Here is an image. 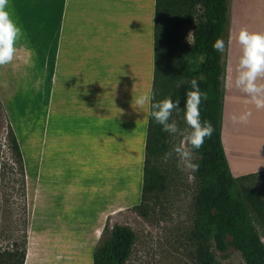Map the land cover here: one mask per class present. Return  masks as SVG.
I'll list each match as a JSON object with an SVG mask.
<instances>
[{
	"label": "rangeland",
	"instance_id": "rangeland-1",
	"mask_svg": "<svg viewBox=\"0 0 264 264\" xmlns=\"http://www.w3.org/2000/svg\"><path fill=\"white\" fill-rule=\"evenodd\" d=\"M39 1L9 0L13 19L26 34V40L17 43L13 61L0 66V264L6 253H19L22 249L26 257L23 264H93V251L115 224L128 226L135 235L126 264H197L191 231L200 184L198 177L196 172L180 171L175 157L167 163L162 162L164 154L178 143L179 137L166 133L165 147L150 157V166L164 182L162 188L143 201L144 165L138 179H134L135 173L131 175V165L124 172L120 168V172L113 175L115 179L110 180L108 194H103L107 163L97 150L86 155L84 147L86 134L91 135L90 116L80 113L75 117H61L59 122L52 109L44 133L43 106L46 103L40 98L38 89V48L40 32L52 27L53 4L52 0L42 4ZM261 3L264 0L253 1L251 5ZM230 6L231 0L222 38L225 45L221 53L222 81L231 40ZM261 14L252 13L251 16L262 30L264 11ZM246 25L249 26L247 19ZM190 32L189 28L182 41L184 46L192 43ZM20 44L27 46L23 51L31 54L32 67L26 64L25 56L22 57ZM85 50L81 53L90 61L92 46L88 45ZM192 63L187 56L183 57L182 67L190 74L194 70ZM179 71L180 76L175 77L173 83L165 82L163 99L171 98L181 81L191 78L184 75L181 67ZM246 102H250L248 96ZM256 110L257 113L249 110L252 116L248 123H233L231 168L235 172L239 166L248 171L264 166V114L261 115V109ZM173 119L181 129L186 127L182 113L174 112ZM11 130L19 146L21 163L11 147L8 134ZM194 157L198 164L199 156L194 153ZM256 172L247 174L250 176L246 178L241 177L247 175L236 178L240 186L253 190L264 203V171ZM248 210L264 242V227L249 207ZM92 224L97 232L91 235ZM211 249L215 264H244L240 253L232 247L224 253L217 252L214 247Z\"/></svg>",
	"mask_w": 264,
	"mask_h": 264
},
{
	"label": "crops",
	"instance_id": "crops-1",
	"mask_svg": "<svg viewBox=\"0 0 264 264\" xmlns=\"http://www.w3.org/2000/svg\"><path fill=\"white\" fill-rule=\"evenodd\" d=\"M253 1L258 0H231L230 6L231 40L223 77L220 137L234 178L264 171V166L254 171L239 166L235 172L231 168L234 155L231 116L249 110L257 113L255 105L246 102L248 95L234 83L242 55L239 31L246 28L249 32L264 33V28L261 30L251 16L252 13L262 16L264 3L252 6ZM39 2L47 3L46 0ZM52 4V27L40 32L38 48V89L46 103L44 133L52 109L59 122L61 117H75L80 113L90 116L91 135L86 134L84 147L86 155L97 150L107 163L103 193L107 195L110 180L115 179L113 175L120 168L124 172L131 165V175L135 173L134 179H138L145 162L150 107L138 108L132 99L153 89L155 0H52ZM88 45L92 46L90 61L81 53ZM25 48L20 44L22 57L32 67L31 54L24 52ZM82 81L87 84L82 85ZM260 81L264 83V79ZM262 125L264 132V116ZM61 158L63 163V154ZM95 195L98 196L92 194ZM92 227L91 235L97 232L94 224Z\"/></svg>",
	"mask_w": 264,
	"mask_h": 264
},
{
	"label": "trees",
	"instance_id": "trees-1",
	"mask_svg": "<svg viewBox=\"0 0 264 264\" xmlns=\"http://www.w3.org/2000/svg\"><path fill=\"white\" fill-rule=\"evenodd\" d=\"M228 1L155 0L152 92L157 101L163 100L165 82L173 83V79L180 76L181 67L184 75L191 76L190 79L198 78L200 91L208 96L200 105L201 120L210 121L215 130L210 139H205L203 147L194 152L199 156L196 175L200 184L195 198L191 238L196 245L197 264H215L212 247L220 253L232 247L240 253L244 264H264V243L248 210L249 207L264 227V203L253 190L240 186L238 179L231 175L220 137L222 55L212 45L225 33ZM189 28L192 43L184 46L182 41ZM184 56L194 63L192 74L182 67ZM187 90L189 85L182 83L171 95L174 102L179 101L181 109ZM180 113L183 114L182 111ZM8 134L17 161L21 163L22 156L15 135L12 130ZM165 134L162 126L150 115L141 193L143 201L153 191L163 187L164 179L150 166V157L165 147ZM134 242L135 235L128 226L113 225L107 237L93 251V264H126ZM24 258L23 249L19 253L8 252L2 264H23Z\"/></svg>",
	"mask_w": 264,
	"mask_h": 264
},
{
	"label": "clouds",
	"instance_id": "clouds-1",
	"mask_svg": "<svg viewBox=\"0 0 264 264\" xmlns=\"http://www.w3.org/2000/svg\"><path fill=\"white\" fill-rule=\"evenodd\" d=\"M22 39L26 40V34L13 19L9 0H0V66L13 61L17 51L16 45ZM238 43L242 46V55L238 61L235 86L250 97V102L257 109H264V83L258 82L264 79V33L241 29L238 33ZM212 47L220 53L225 50L224 42L220 38H217ZM181 83L189 85L183 109L180 108L179 101L174 102L170 97L157 101L151 90L132 99V103L138 108L149 106L151 117L162 126V130L179 137L178 143L164 154L162 162L167 163L175 157L180 171L195 173L199 170V164L194 162V152L203 147L205 139H210L215 129L210 121L201 120L200 105L208 96L206 92L200 91L198 78ZM181 111L186 125L183 129L178 126L177 120L173 119V113L179 114ZM251 116L250 111H244L239 115L233 114L231 120L234 124H246ZM192 178L189 176V179Z\"/></svg>",
	"mask_w": 264,
	"mask_h": 264
},
{
	"label": "built area",
	"instance_id": "built-area-1",
	"mask_svg": "<svg viewBox=\"0 0 264 264\" xmlns=\"http://www.w3.org/2000/svg\"><path fill=\"white\" fill-rule=\"evenodd\" d=\"M264 243V242H263Z\"/></svg>",
	"mask_w": 264,
	"mask_h": 264
}]
</instances>
